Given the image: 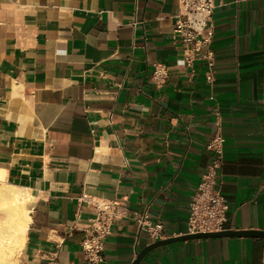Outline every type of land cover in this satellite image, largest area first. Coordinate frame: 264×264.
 I'll use <instances>...</instances> for the list:
<instances>
[{
  "label": "crops",
  "instance_id": "crops-1",
  "mask_svg": "<svg viewBox=\"0 0 264 264\" xmlns=\"http://www.w3.org/2000/svg\"><path fill=\"white\" fill-rule=\"evenodd\" d=\"M215 3L210 72L183 62L178 0H0V181L28 191L31 217L18 264H88L101 201L126 214L100 264H133L152 244L144 214L165 240L185 236L215 137L224 231L264 232V0ZM155 64L169 67L162 86ZM263 263L264 238L225 237L139 264Z\"/></svg>",
  "mask_w": 264,
  "mask_h": 264
},
{
  "label": "built area",
  "instance_id": "built-area-1",
  "mask_svg": "<svg viewBox=\"0 0 264 264\" xmlns=\"http://www.w3.org/2000/svg\"><path fill=\"white\" fill-rule=\"evenodd\" d=\"M178 6L179 14L176 17L174 33L179 36L184 47V64L191 67L195 61L202 60L207 63L211 72L214 66L211 46L215 36V0H178ZM168 77V66H153L152 81L156 86L164 85ZM212 78V75H209L207 80L211 82ZM223 144V138L215 137L208 145L214 156L192 198L186 235L219 233L225 230L229 206L217 180L223 161ZM95 208L97 215L85 230V238L81 242L82 252L88 264L103 262L105 240L111 235L114 222L126 214L125 206L118 201H101L95 204ZM138 224L140 230L148 233L152 244L165 240L162 223L152 224L144 214L139 217Z\"/></svg>",
  "mask_w": 264,
  "mask_h": 264
},
{
  "label": "bare ground",
  "instance_id": "bare-ground-1",
  "mask_svg": "<svg viewBox=\"0 0 264 264\" xmlns=\"http://www.w3.org/2000/svg\"><path fill=\"white\" fill-rule=\"evenodd\" d=\"M28 200L27 190L0 181V264H18L31 222Z\"/></svg>",
  "mask_w": 264,
  "mask_h": 264
},
{
  "label": "water",
  "instance_id": "water-1",
  "mask_svg": "<svg viewBox=\"0 0 264 264\" xmlns=\"http://www.w3.org/2000/svg\"><path fill=\"white\" fill-rule=\"evenodd\" d=\"M225 237H257L264 238V232L257 231H223L219 233H209V234H197V235H185L182 237L171 238L166 240L158 241L154 244L149 245L143 249L137 256L133 264H139L144 257L151 251L167 246L173 243L185 242L190 240H200V239H214V238H225Z\"/></svg>",
  "mask_w": 264,
  "mask_h": 264
},
{
  "label": "rangeland",
  "instance_id": "rangeland-1",
  "mask_svg": "<svg viewBox=\"0 0 264 264\" xmlns=\"http://www.w3.org/2000/svg\"><path fill=\"white\" fill-rule=\"evenodd\" d=\"M28 208L31 210V204L30 205H28ZM19 256H20V254L16 257V259H17V261L19 260Z\"/></svg>",
  "mask_w": 264,
  "mask_h": 264
}]
</instances>
